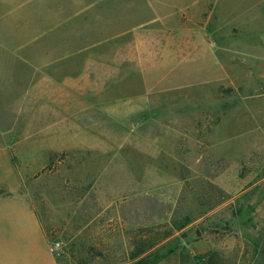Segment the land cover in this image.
I'll use <instances>...</instances> for the list:
<instances>
[{"label":"rangeland","instance_id":"obj_1","mask_svg":"<svg viewBox=\"0 0 264 264\" xmlns=\"http://www.w3.org/2000/svg\"><path fill=\"white\" fill-rule=\"evenodd\" d=\"M84 1L123 69L103 111L0 80V264H264V0Z\"/></svg>","mask_w":264,"mask_h":264},{"label":"crops","instance_id":"obj_2","mask_svg":"<svg viewBox=\"0 0 264 264\" xmlns=\"http://www.w3.org/2000/svg\"><path fill=\"white\" fill-rule=\"evenodd\" d=\"M4 2L7 10L0 12V54L8 55L19 66L15 75L12 71L10 74L8 65H3L0 80L7 86L20 84V90L7 88L4 94L86 97L97 103L94 110L103 111L99 106L106 107L108 81L118 79L116 71L123 69V63L116 57L109 60L108 53H117V49L107 48V42H112L117 32L108 34L104 18L90 15L95 5L84 0ZM19 186L16 183L12 191H7L15 192ZM26 207L31 223L43 236L35 214ZM27 242L24 254L35 257L39 251L32 247V239ZM51 264L55 262L52 260Z\"/></svg>","mask_w":264,"mask_h":264},{"label":"trees","instance_id":"obj_3","mask_svg":"<svg viewBox=\"0 0 264 264\" xmlns=\"http://www.w3.org/2000/svg\"><path fill=\"white\" fill-rule=\"evenodd\" d=\"M140 234H142V232H140ZM167 236L168 235H164L163 238ZM140 237L141 235H139V238ZM261 238H263L262 241L264 242V230H263V233L261 234L260 240ZM139 243L140 244L136 245V248L134 249V251L130 253V260L133 262L131 264H156L163 258L164 255H160L158 253L159 249H154L158 244L156 240L151 239L146 242L143 241L142 244H141V240H139ZM250 248L254 250V253L257 254L258 252H260L264 257V248L262 247L260 248L259 244H255L253 242L251 243ZM169 252L171 253L172 250H170Z\"/></svg>","mask_w":264,"mask_h":264}]
</instances>
